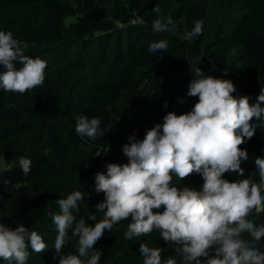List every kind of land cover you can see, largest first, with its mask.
I'll list each match as a JSON object with an SVG mask.
<instances>
[{"label":"trees","instance_id":"obj_1","mask_svg":"<svg viewBox=\"0 0 264 264\" xmlns=\"http://www.w3.org/2000/svg\"><path fill=\"white\" fill-rule=\"evenodd\" d=\"M0 264H264V0H0Z\"/></svg>","mask_w":264,"mask_h":264},{"label":"rangeland","instance_id":"obj_2","mask_svg":"<svg viewBox=\"0 0 264 264\" xmlns=\"http://www.w3.org/2000/svg\"><path fill=\"white\" fill-rule=\"evenodd\" d=\"M181 106L183 107H186L188 109L191 110V112L194 114V115H200L204 112H207V111H210V110H213L216 108V104L211 101V102H208V103H203L199 106H190V105H187V101H186V95L184 94L181 99ZM178 113V108H176L171 114H176Z\"/></svg>","mask_w":264,"mask_h":264}]
</instances>
